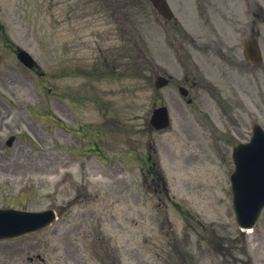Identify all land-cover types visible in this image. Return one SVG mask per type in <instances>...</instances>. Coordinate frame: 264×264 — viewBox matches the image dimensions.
I'll return each instance as SVG.
<instances>
[{
    "label": "rangeland",
    "instance_id": "1",
    "mask_svg": "<svg viewBox=\"0 0 264 264\" xmlns=\"http://www.w3.org/2000/svg\"><path fill=\"white\" fill-rule=\"evenodd\" d=\"M3 3H5V0H0V5ZM18 4L21 7L22 13L26 15L25 19L20 17V15L16 12L17 6H15V2L13 0L11 4H9L8 0L6 1V8L10 10V18L5 16L4 20L7 23L10 31H14L13 33H15L16 31L15 34H17L20 38L22 37V39H19L21 40L23 45L30 48L33 45L32 41H36V36L33 35V30L38 29L40 32L37 31V43H42L45 45L47 43L46 34L49 21V17L46 15V13L49 12V0H21L18 2ZM61 11L62 4H59L54 8V12ZM262 33V38L264 40V21L262 24ZM234 75L236 76V78L238 77V74L234 73ZM253 87L254 82H252L251 89ZM233 97L235 98L236 96ZM140 107L142 108L140 114L146 116L149 105H145L144 103H142ZM249 107L253 111H255L253 106L250 105ZM240 110L242 111V106H240ZM235 117L236 120L234 121V123H229V125L233 128L232 132L234 135V138L231 139L230 142L229 139H227V135H229L228 132H224V137H221L220 140L219 138L215 139L206 135H203V137H199V132L197 129L190 134V139L183 137L180 140H176L175 142H173L170 147H177L178 150L182 148V152L184 154L187 153L186 158H182V161L185 163H190L187 168L181 171L173 169L175 173L173 178L176 180L177 186H179L181 179V188L183 191V197L185 199V205L190 210H192L193 213H195L196 217L204 219L206 223L210 225V229L215 230L214 235L212 233L209 234V237H214L210 240L211 242H215L217 240L220 241L222 238L218 235H227L232 236V239H235L234 244L239 247L244 246L245 241L244 238L239 235V232L237 231L235 224L232 221L233 211L231 208L228 191L229 183H227V180H224L225 173H229L234 168L231 156L233 142L241 137V133L234 130L241 126V123L239 122L238 111H236ZM251 120L252 119L249 118V123L246 126L247 133L249 132V127L251 128ZM258 122L264 123V117H260ZM201 125L203 126L204 124L201 123ZM201 127H199V129H202ZM182 142H184V145L181 144ZM23 143H25L24 140ZM27 150L29 151L28 148ZM38 152H40V154L37 157H39V160L41 161L38 167H45L46 170L50 169V174L53 175L55 170H52L50 163L56 164V162H50L51 158L49 157H51L52 153L51 149L49 150L48 143L46 141H44V143L41 145L39 144V148H37L34 154L37 155ZM195 152H198L199 155L197 159H194L193 156V153ZM26 161L31 163V159L27 158ZM31 172L32 171H23L21 173H18L17 175L12 177V180L14 182L8 184H6V182H4L0 176L1 187L4 189H9L4 191L0 190V195L11 193V195L14 194L12 197H14L15 199H20V196L16 195V190H13L14 187L12 186L19 179L24 178L25 175H28ZM50 174H37L39 175V177L38 185L34 193L35 195L30 199L27 198V203L30 204L32 208L41 209L48 206H54L58 207L59 210L62 211L59 219V222L61 223L55 224L51 229L40 232L37 235L40 239L39 250L42 251L45 257L49 258L47 264L98 263L95 259H88V262L84 259L80 260L79 262H71L78 256H80V254H78L79 251L76 248L69 245L67 238L68 240L73 242L74 246L75 244L78 246V243L87 237V231L91 230L93 236L97 235L98 231L100 230V222L112 220V218L114 217L116 220L118 219L120 214H124V208L128 207L127 199L125 197L119 196L117 192H111L107 190L104 185L97 188L95 185L90 189L92 192L95 191L96 193H99V196L96 199H85V201L82 203V206L79 205L78 207H74V209L65 211L62 209L63 205L68 202L69 198L74 196L73 191H71L72 195L69 197L68 190H66V188L64 189L63 186H61L59 189L54 188L53 185L50 186L49 180H52V178L49 177ZM122 184L125 185L124 182H122ZM146 191L147 193L144 196L148 198L147 207H149L151 215H158L157 219L159 221V215L165 214L168 208L165 205H162V203L168 201V198L166 197V195L160 194L162 200H159L157 195H155L157 194V192L153 191L152 188ZM227 193L229 201L227 198ZM11 195L5 196V198L9 199ZM175 215L176 214L172 212V216L174 217ZM78 220H91L94 221V223L90 228H77L71 227V225L79 224L67 222ZM108 226L110 225L105 224L103 232L107 236H110L112 238L118 237L116 229L113 228L114 231L111 233ZM70 229L73 230V237H75V235L79 232L76 238H69L67 237V234L65 235L67 230ZM112 234H114L115 237ZM150 234L155 241L153 243V251L155 253H159L158 256L160 260L157 259L158 263L156 264H163L164 261L168 260L169 257L167 253L171 251L173 245H171L170 240L165 234L162 235L160 229L158 231L156 228H152ZM185 238H188L190 241L188 233L186 236H184L183 239ZM191 241L194 243L196 242L197 252L200 253V255L197 257V263L200 262L199 264H209L215 262V256L212 255L213 251L210 244H207V242L203 241H200L198 243V239L196 236H191ZM248 244H250V242H248ZM58 245H60V248L57 249V254H64L65 258H62L59 255L55 256V254L53 253V246ZM185 256L186 255L178 257V262H181V264H185L183 259ZM101 259L102 264H114V261L110 256L105 257L104 255H102ZM39 264L42 263L39 262Z\"/></svg>",
    "mask_w": 264,
    "mask_h": 264
}]
</instances>
